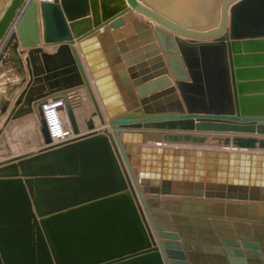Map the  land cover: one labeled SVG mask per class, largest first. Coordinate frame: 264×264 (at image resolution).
Wrapping results in <instances>:
<instances>
[{
    "label": "water",
    "instance_id": "95a60500",
    "mask_svg": "<svg viewBox=\"0 0 264 264\" xmlns=\"http://www.w3.org/2000/svg\"><path fill=\"white\" fill-rule=\"evenodd\" d=\"M12 25L0 121L35 113L44 146L0 164V264H264V0H222L202 33L137 0H11L0 42Z\"/></svg>",
    "mask_w": 264,
    "mask_h": 264
},
{
    "label": "rangeland",
    "instance_id": "374dc122",
    "mask_svg": "<svg viewBox=\"0 0 264 264\" xmlns=\"http://www.w3.org/2000/svg\"><path fill=\"white\" fill-rule=\"evenodd\" d=\"M141 2L146 7L148 6L149 9H151V10L153 9L154 11L158 12L160 15L164 14L163 16L166 17L167 19H169L170 21H172V22L174 21L175 24H177V25H179V26H181L183 28L189 29V30L200 31V32H205V31L211 32V31L215 30V28L216 29L219 28V26L221 24V20L220 19L222 18L221 17V14H222V11H221L222 0H214V2L212 3V7L209 10V12H207V10L204 9L203 15L205 16V18H203L202 22L201 21L199 22L198 21L199 19L197 20L198 22L197 21H195V22L191 21L190 22V21H186V20H183V21L181 20L180 21V19H178V18L167 16L168 12H166V11L162 13V11L165 9V8L163 9L162 5L161 6H157L155 3H153V2L151 3V1H149V0H141ZM156 7H159V8H156ZM177 20H179V21L177 22ZM12 30H13V25L9 28V30H8L7 34L5 35L3 41L0 42V48L3 46L4 42L6 41L7 37L9 36V34H10V32ZM77 95H78L77 96L78 98L76 97L77 98L76 99V103L78 104L77 105L78 106L77 107V111L79 112L78 120H79V124H80V127H81V124L86 123V120L92 117L91 112H93V110H95V109H94L93 103L90 101L88 93L86 92L85 89L79 90ZM94 120L95 121H99L97 117H95ZM11 123H12V120H11ZM14 124H15L14 128L11 126L7 130L8 141H9V144L11 146H13L14 151L21 152L25 148H28L29 146L33 145L35 142L34 143L25 142V140L27 138L31 139L32 135H30V133H27L25 131V129H27L26 126L23 127V125L18 124L19 125L18 126V125H16V123H14ZM82 127H81V130L83 131L84 128H82ZM21 135H24V137L21 136ZM13 138L17 139V142H14Z\"/></svg>",
    "mask_w": 264,
    "mask_h": 264
},
{
    "label": "bare ground",
    "instance_id": "6f19581e",
    "mask_svg": "<svg viewBox=\"0 0 264 264\" xmlns=\"http://www.w3.org/2000/svg\"><path fill=\"white\" fill-rule=\"evenodd\" d=\"M149 1H151V3L153 2V3H155L157 6H161L162 5V7H163V11H162V13L163 12H168V14H167V16H169V17H174V18H178V19H180V21L182 20H186V21H192V22H195V21H197L198 19V21L200 22H202L203 21V18H205V16L203 15V13H204V9H206L207 10V12H209V10L211 9V7H212V3L214 2V0H149ZM234 1H236V0H233V2ZM10 2H11V0H10ZM10 2H9V4H10ZM137 2L138 3H140V4H142V5H144L142 2H141V0H137ZM8 4V5H9ZM145 6V5H144ZM148 7V6H147ZM149 8V7H148ZM156 8H159V7H156ZM153 10V9H152ZM221 11H222V7H221ZM131 12L135 15V16H137L138 18H140V19H143V20H149L150 22H151V24H153V25H160L157 21H155V20H153V19H151V18H149L148 16H146L145 14H142L141 12H138L137 10H135L134 8H131ZM138 13V14H137ZM158 13V12H157ZM4 14V13H3ZM2 14V15H3ZM140 14V15H139ZM143 15V16H142ZM164 15V14H163ZM162 15V16H163ZM2 17V16H1ZM0 17V18H1ZM209 17V16H208ZM221 17H222V14H221ZM220 20H222V18L220 19ZM176 21V20H175ZM179 20H177V22H178ZM197 21V22H198ZM172 22V21H171ZM173 23L175 24V22L173 21ZM220 24V23H219ZM177 25V24H176ZM186 25V24H185ZM179 26V25H178ZM181 27V26H180ZM216 29V28H215ZM213 30V29H212ZM192 31H194V30H192ZM195 32H200V31H195ZM205 32H207V31H205ZM200 33H202V32H200ZM43 44H45V43H43ZM48 45H51V48H56L57 46H58V44H55V43H51V44H48ZM91 84H92V88H93V91H94V93H95V96H96V99H97V101H98V103H99V105H100V108H101V110L104 112V108H103V106H102V103L99 101V95H98V92H97V90H96V88H95V85H94V82L92 81V79H91ZM82 89H85L86 90V92L88 93V96H89V98H90V101L93 103V100L91 99V96H90V94H89V92H88V90L86 89V88H82ZM79 90H81V89H79ZM79 90H78V92H79ZM73 103V109H74V111H75V113H76V115H77V120H78V114H79V112L77 111V105L78 104H75L74 102H72ZM93 106H94V103H93ZM94 109H95V106H94ZM94 111V110H93ZM35 114V113H34ZM91 114H92V112H91ZM29 115V114H28ZM32 115V114H31ZM35 116V115H34ZM26 117V116H25ZM32 117V116H31ZM95 117H97L98 118V120H99V117L98 116H95ZM94 117V118H95ZM23 118V117H22ZM33 118H35V117H33ZM107 119V118H106ZM17 120V119H16ZM82 120V119H81ZM97 120V119H96ZM14 121V120H13ZM12 121V122H13ZM85 121V120H84ZM23 122V121H22ZM99 122H100V120H99ZM78 123H79V120H78ZM9 124V123H8ZM11 124V123H10ZM39 124V123H38ZM86 124V123H85ZM15 125V124H14ZM71 125V124H70ZM79 126H80V124H79ZM11 127V126H10ZM87 128V127H86ZM88 129V128H87ZM4 130H6V129H4ZM80 131H81V133H84L82 130H81V127H80ZM88 131V130H87ZM41 133V132H40ZM223 135H225V133H223ZM208 136L210 137L211 136V134H208ZM210 141L209 142H213V140L212 139H209ZM43 142V141H42ZM214 142H216V141H214ZM182 144H179V146H181ZM191 147H194V146H197V145H190ZM199 147H202V148H204V147H206V148H212L209 144H203V145H201V146H199ZM213 147H215V146H213ZM218 147V146H217ZM229 150H232V148H229ZM245 150V149H244ZM256 151H258V152H264V150H261V149H257ZM16 153V152H15Z\"/></svg>",
    "mask_w": 264,
    "mask_h": 264
},
{
    "label": "crops",
    "instance_id": "0c3cea01",
    "mask_svg": "<svg viewBox=\"0 0 264 264\" xmlns=\"http://www.w3.org/2000/svg\"><path fill=\"white\" fill-rule=\"evenodd\" d=\"M9 2H10V0H0V17L5 12V9L8 6ZM40 21H41V28H42L41 15H40ZM43 43H44V41L42 39L41 45L45 50H47V51H54L55 50V48H51V45H48L46 43L43 44ZM76 46L78 47V44H76ZM25 56H27V55H25ZM25 116H23V118L21 117V118H18L17 120H14L15 122L12 120L13 121L12 123H11V120L8 121V120H6V118H4L0 121V164L3 162L5 163V162H7V161H9L15 157H18V156H21V155H24V154H27L30 152L38 151L42 146H44V144L42 142L43 139H42V136L40 133V123H39V119H38L37 115L32 113V115L29 114V115H25ZM33 117H35V118H33ZM14 123H16V125H18V124L23 125V127L26 126L27 129H25V131L27 133H30V135H32L31 139L30 138H27L26 140L24 139L25 142H32V143L35 142L33 145L29 146L28 148H25L21 152L14 151L13 146H11L9 144V141H8L7 130L10 126H12L14 128L15 127ZM95 124H96L97 128L102 126L99 121H95ZM81 127L84 128L83 129L84 132H86L88 130L86 128L87 126L85 123L81 124ZM4 129H6V130H4ZM21 136L24 137V135H21ZM13 140H14V142H17V139L13 138Z\"/></svg>",
    "mask_w": 264,
    "mask_h": 264
},
{
    "label": "built area",
    "instance_id": "2783aa9c",
    "mask_svg": "<svg viewBox=\"0 0 264 264\" xmlns=\"http://www.w3.org/2000/svg\"><path fill=\"white\" fill-rule=\"evenodd\" d=\"M30 0H27V2ZM50 1L55 0H37ZM44 118L53 144H62L74 137L63 99L49 97L42 105Z\"/></svg>",
    "mask_w": 264,
    "mask_h": 264
}]
</instances>
